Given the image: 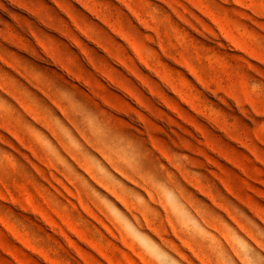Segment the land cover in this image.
<instances>
[{
	"label": "rangeland",
	"instance_id": "obj_1",
	"mask_svg": "<svg viewBox=\"0 0 264 264\" xmlns=\"http://www.w3.org/2000/svg\"><path fill=\"white\" fill-rule=\"evenodd\" d=\"M0 264H264V0H0Z\"/></svg>",
	"mask_w": 264,
	"mask_h": 264
},
{
	"label": "clouds",
	"instance_id": "obj_2",
	"mask_svg": "<svg viewBox=\"0 0 264 264\" xmlns=\"http://www.w3.org/2000/svg\"><path fill=\"white\" fill-rule=\"evenodd\" d=\"M252 86H253V88H255V87H256V85H255V84H253Z\"/></svg>",
	"mask_w": 264,
	"mask_h": 264
}]
</instances>
